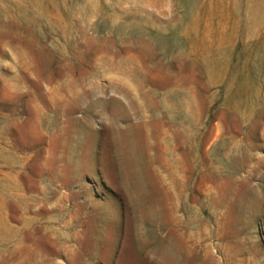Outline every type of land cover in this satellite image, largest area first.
<instances>
[{
    "label": "rangeland",
    "instance_id": "374dc122",
    "mask_svg": "<svg viewBox=\"0 0 264 264\" xmlns=\"http://www.w3.org/2000/svg\"><path fill=\"white\" fill-rule=\"evenodd\" d=\"M0 4V264H264V0Z\"/></svg>",
    "mask_w": 264,
    "mask_h": 264
},
{
    "label": "crops",
    "instance_id": "0c3cea01",
    "mask_svg": "<svg viewBox=\"0 0 264 264\" xmlns=\"http://www.w3.org/2000/svg\"><path fill=\"white\" fill-rule=\"evenodd\" d=\"M17 184H19L18 189H17V193L14 196L15 201L17 200L19 207L22 208H27V204H26V199H27V195H26V187L25 184L22 182H18Z\"/></svg>",
    "mask_w": 264,
    "mask_h": 264
},
{
    "label": "bare ground",
    "instance_id": "6f19581e",
    "mask_svg": "<svg viewBox=\"0 0 264 264\" xmlns=\"http://www.w3.org/2000/svg\"><path fill=\"white\" fill-rule=\"evenodd\" d=\"M0 6H1V4H0ZM1 10V9H0ZM105 13V12H104ZM106 14V13H105ZM109 14V13H108ZM108 17H106V18H104V19H107ZM106 21V20H105ZM102 22V21H101ZM104 22V21H103ZM120 28V27H119ZM122 29V28H121ZM170 42V41H169ZM175 42V41H174ZM179 42V41H178ZM169 44V43H168ZM177 44L178 43H176V45L174 44V46H177ZM181 48H182V46H181ZM176 49V48H175ZM183 50V49H182Z\"/></svg>",
    "mask_w": 264,
    "mask_h": 264
}]
</instances>
